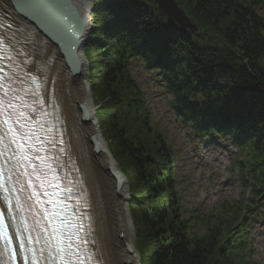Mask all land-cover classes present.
<instances>
[{
	"label": "trees",
	"instance_id": "16d2710c",
	"mask_svg": "<svg viewBox=\"0 0 264 264\" xmlns=\"http://www.w3.org/2000/svg\"><path fill=\"white\" fill-rule=\"evenodd\" d=\"M177 1L198 32L154 0L92 1L84 53L97 120L129 183L141 264H253L250 233L264 212V0ZM134 62L163 87L193 139L232 140L243 193L220 213L188 218L174 151L153 122Z\"/></svg>",
	"mask_w": 264,
	"mask_h": 264
},
{
	"label": "bare ground",
	"instance_id": "6f19581e",
	"mask_svg": "<svg viewBox=\"0 0 264 264\" xmlns=\"http://www.w3.org/2000/svg\"><path fill=\"white\" fill-rule=\"evenodd\" d=\"M8 1L10 2V0ZM75 3L84 14H89L91 11L92 0H75ZM31 29L33 30L32 40L35 43L31 62L34 64V68L39 70L35 73L42 76L45 97L52 104V113L63 123L64 133L69 144L68 152L65 154L69 163L77 168L78 178L84 187L83 192L87 193L94 246L100 260L99 264H141L135 243L127 178L123 175L125 184L118 191L114 186L113 179L101 169L105 159L114 163L107 142L102 135L103 157L100 159L92 155L77 141L74 108L69 95L71 81L63 64L62 55L55 44L45 38L38 29ZM85 82L87 87L88 77ZM77 98L86 99L92 103L91 95L87 89ZM115 166L118 167L117 163Z\"/></svg>",
	"mask_w": 264,
	"mask_h": 264
},
{
	"label": "rangeland",
	"instance_id": "374dc122",
	"mask_svg": "<svg viewBox=\"0 0 264 264\" xmlns=\"http://www.w3.org/2000/svg\"><path fill=\"white\" fill-rule=\"evenodd\" d=\"M131 73L147 99L153 122L166 134L174 151L178 189L188 218H192L193 223H199L200 220L193 217L195 213L202 218L210 217L222 211L224 202L238 200L243 193L244 184L239 172L233 169L237 149L232 140L193 139L175 117L169 105V96L153 74L147 72L140 62L132 64ZM92 98L93 107L97 111L98 104L94 102L93 96ZM100 131L109 146V138H106L101 128ZM259 214L258 222L250 233L254 250L253 264H264V212ZM197 226L200 231L202 225Z\"/></svg>",
	"mask_w": 264,
	"mask_h": 264
},
{
	"label": "water",
	"instance_id": "95a60500",
	"mask_svg": "<svg viewBox=\"0 0 264 264\" xmlns=\"http://www.w3.org/2000/svg\"><path fill=\"white\" fill-rule=\"evenodd\" d=\"M158 10L181 28L198 32L186 11L177 0H154ZM21 16L32 22L35 27L55 44L63 58L70 79L69 95L74 108L75 137L96 158L103 157L100 126L92 103L86 99H78L86 89L92 98L88 77V60L84 47L92 31L91 11L84 14L75 0H10ZM74 96V98H73ZM112 156V155H111ZM112 161L116 165L115 159ZM101 169L113 179L116 190L124 184V173L105 159Z\"/></svg>",
	"mask_w": 264,
	"mask_h": 264
}]
</instances>
